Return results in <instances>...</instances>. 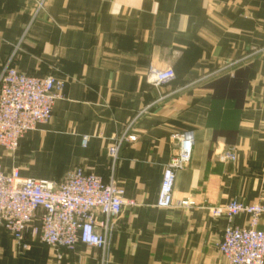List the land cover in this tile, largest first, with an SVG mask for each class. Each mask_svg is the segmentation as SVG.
<instances>
[{
  "label": "crops",
  "instance_id": "crops-1",
  "mask_svg": "<svg viewBox=\"0 0 264 264\" xmlns=\"http://www.w3.org/2000/svg\"><path fill=\"white\" fill-rule=\"evenodd\" d=\"M10 59L19 72L66 87L50 123L14 155L0 147L2 168L58 183L83 168L108 182L109 149L129 129L114 179L136 206L101 230L104 251L78 244L61 260L31 230L27 250L0 230V264H226L218 243L229 220L207 207L264 206V0H0V72ZM150 68L176 77L157 90L146 80ZM223 76L240 85L218 115L234 128L231 144L215 138L210 121L212 83ZM184 131L194 147L173 198L195 205L159 209L164 168L178 148L172 135ZM229 147L235 161L224 160ZM247 223L245 215L232 220Z\"/></svg>",
  "mask_w": 264,
  "mask_h": 264
},
{
  "label": "built area",
  "instance_id": "built-area-1",
  "mask_svg": "<svg viewBox=\"0 0 264 264\" xmlns=\"http://www.w3.org/2000/svg\"><path fill=\"white\" fill-rule=\"evenodd\" d=\"M175 77L172 68H150L146 74L147 82L157 90ZM65 87L66 82L55 76L35 77L19 72L10 59L0 72V147L14 155L28 133L34 132L40 124L50 123L55 102L62 98ZM128 131L109 149L108 182L83 168L69 171L58 183L22 177L18 170L6 172L0 165V230L6 231L23 250L28 249L23 241L31 230L33 236H38L54 250L59 260L63 250L72 251L78 244L104 251L106 236L101 230L107 231L110 221L118 217L124 207L136 206L135 201L125 198L124 189L116 185L114 179ZM172 139L178 148L164 168L157 201L159 209L195 205L191 199L175 204L173 198L177 173L192 159L193 132L176 133ZM87 140V137L83 139L84 146ZM224 160H236L234 147H229ZM207 209L213 219L226 217L229 220L218 243V251L226 264H264V228H260L263 205L232 200L226 206ZM241 215L248 217L247 225L232 224V220Z\"/></svg>",
  "mask_w": 264,
  "mask_h": 264
},
{
  "label": "trees",
  "instance_id": "trees-1",
  "mask_svg": "<svg viewBox=\"0 0 264 264\" xmlns=\"http://www.w3.org/2000/svg\"><path fill=\"white\" fill-rule=\"evenodd\" d=\"M213 88V100L214 104L211 110V114L217 115V118L213 119L211 117V124L214 120L217 121L215 124V138L221 137L224 139L226 144H231L235 141L234 128L230 124H227V121L219 122V114L225 108V103H227V98H234L239 96L240 85L236 84L235 81H232L227 78V76L220 77L212 83Z\"/></svg>",
  "mask_w": 264,
  "mask_h": 264
}]
</instances>
